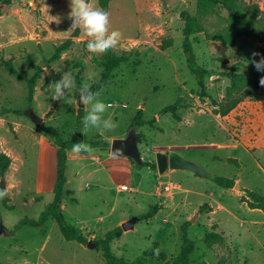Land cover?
I'll list each match as a JSON object with an SVG mask.
<instances>
[{"label":"rangeland","instance_id":"374dc122","mask_svg":"<svg viewBox=\"0 0 264 264\" xmlns=\"http://www.w3.org/2000/svg\"><path fill=\"white\" fill-rule=\"evenodd\" d=\"M3 2L0 60H12L24 78H30L37 67L42 71L34 82L30 114L24 115L28 110L26 84L0 66V114L4 109L23 111L21 116L0 115V153L11 160L0 174V182L4 179L0 264H105L102 245L94 241L105 239L108 232L113 235L112 254L128 264H170L179 253L182 229L194 243L191 264H264V211L250 209L242 201L245 190L264 195V87L226 116L214 114L218 108L214 102L223 100L230 83L227 73L254 69L264 78V72L251 63L260 59L253 54L264 51V39L240 37L226 45L207 40L204 32L190 36L194 63L204 71L202 94L183 53L180 17L181 13L197 16L200 0H113L108 6L111 27L121 33L116 47L91 49L87 44L91 34L77 28L72 46L56 61H51L55 48L74 31L67 32L70 0ZM244 2L257 5L264 13V0ZM227 16V10L215 5L199 22L204 31L213 32L225 26ZM168 41L171 46L162 50ZM108 50L131 55L111 72L107 86L99 92L107 105L105 118L117 127L85 131L89 110L85 101L82 137L109 144L122 139L141 110L142 120H155L154 128H135L140 135L141 161L154 169L137 167L128 158L75 150L66 164L65 190L72 194L63 202L62 214L69 225L81 230L87 245L64 241L52 219L40 228L17 227L23 220H36L53 199L54 146L49 136L37 132L30 117L41 118L42 124L54 127L65 141L76 139L77 94L85 81L94 84L100 79L103 70L91 59ZM66 72L74 77V85L65 100H53L51 84ZM178 99L191 105L179 112L180 121L160 114ZM168 151L195 162L214 177L234 179L236 187L222 189L187 171L169 170L160 175L155 154ZM125 185L130 191L120 190ZM154 206L159 209L153 217L122 231V223Z\"/></svg>","mask_w":264,"mask_h":264},{"label":"trees","instance_id":"16d2710c","mask_svg":"<svg viewBox=\"0 0 264 264\" xmlns=\"http://www.w3.org/2000/svg\"><path fill=\"white\" fill-rule=\"evenodd\" d=\"M5 5H8L9 0H3ZM113 0H99V3L105 7L109 6V3ZM215 5H220L225 10L228 11V16L225 19V26L217 29L213 32L204 31L199 18L206 16L212 12V8ZM197 16H189L186 13H181L180 17L184 22L182 35H183V44L182 49L184 55L187 57V64L190 72L196 76L198 86L204 94V83L203 75L204 71L198 68L194 59L191 55L192 47L190 42V36L196 33H205V38L210 41L220 42L223 44H232L237 38L240 37H252L258 39H264V13L259 10L257 5H249L244 2V0H200L197 5ZM77 29H74L70 38L66 39L54 50V53L51 57V61H56L59 59L60 55L67 51L73 44L72 38L77 37ZM194 41H197L196 39ZM171 41H168L165 46H161L162 50L167 49L171 46ZM261 55H264V51L260 52ZM131 55L127 53H122L120 55L115 54L114 52L108 50L102 57H93L91 62L96 67L102 69V75L100 79L92 84V87L98 92L103 90L111 77V72L118 68L121 64L127 63L130 60ZM260 57V56H259ZM138 62V60H136ZM0 66L5 69V71L20 81H23L26 84V103L28 110L24 112L25 114H30L31 104L34 94V82L41 77V68L37 67V70L30 78H24L14 68L12 60H0ZM230 83L225 90V95L223 100L220 103L214 102L215 106H218L214 110V114L221 117L226 116L230 113L239 103L248 97L254 96L257 91L264 87L260 83L261 79L259 78L257 72L254 69H250L247 72H238L233 70L226 74ZM76 83L78 85V90H80V79L77 75ZM191 108V105L184 103L182 99H178L173 104L166 106L160 112V114H169L175 121H180L179 112L184 109ZM4 114H14L17 116L23 115V111H14L10 109H4ZM155 120L144 121L142 120V111L139 110L135 117L133 118L131 128H140L144 126H149L154 128ZM83 115L82 109L77 110L76 117V130L78 132V137L74 140L65 141L58 130L52 126H46L42 124L37 128V132L49 136L52 139V144L56 148V175L55 182L53 185L52 193L53 199L47 208L40 213L39 217L36 220H23L17 227L20 226H30L34 228H40L48 219H52L58 226L59 232L64 241H76L81 245H87L88 241L85 236L81 233V230L75 226L69 225L62 214V204L66 199L72 194L71 192L65 190L66 184V164H67V153L70 151H75L74 144L81 143L89 149H101L108 148L109 143L104 141H85L82 137L83 131ZM137 142H140V135L137 134ZM11 163L10 158L4 153H0V174H4L8 169ZM229 163L236 162L234 160H229ZM137 167H149L154 169V165L149 163L142 162L141 166ZM216 185L222 189H232L235 185L234 179H229L225 177L215 176L212 180ZM246 196L242 197V201L246 202L250 209H257L264 211V195H259L256 192L246 191ZM1 194V191H0ZM73 201L68 199V201ZM158 207L154 206L149 209V211L138 217V220H148L153 217L157 211ZM113 239L111 232H108L105 235V239L96 240L94 244L102 245V257L105 264H128L123 259L115 257L109 247V243ZM207 246H210L208 240H206ZM194 250V243L191 241L182 229V243L180 246L179 253L171 260L170 264H191L189 262V255ZM137 264H143L138 262ZM204 264V263H197Z\"/></svg>","mask_w":264,"mask_h":264},{"label":"clouds","instance_id":"9594fccd","mask_svg":"<svg viewBox=\"0 0 264 264\" xmlns=\"http://www.w3.org/2000/svg\"><path fill=\"white\" fill-rule=\"evenodd\" d=\"M71 26L67 32H72L77 28H84L91 38L87 40L88 47L94 50H107L116 47L121 33L112 30L111 9L99 3V0H70ZM260 56L259 60L253 59L255 69L264 72V55L254 53L253 56ZM249 62V61H248ZM260 83L264 85V78ZM74 85V77L70 73H64L59 80L53 82L51 98L53 100H65ZM83 102H88L89 110L85 114V131L113 130L117 124L111 118H105L107 111L106 103L99 98L100 93L92 87V82L85 81L81 92ZM76 151H91L81 143H75Z\"/></svg>","mask_w":264,"mask_h":264},{"label":"water","instance_id":"95a60500","mask_svg":"<svg viewBox=\"0 0 264 264\" xmlns=\"http://www.w3.org/2000/svg\"><path fill=\"white\" fill-rule=\"evenodd\" d=\"M77 107L78 109L84 108V102L82 94H77ZM31 122L38 128L42 124V119L37 116L30 117ZM91 151H81V153H95L99 152L100 155L110 154L111 156L118 158H128L132 160L136 165L141 166V156L138 149L137 135L135 133V128H131L127 135L122 139H114L111 141L108 148L101 149H90ZM70 153H76V151H70ZM155 161L158 173L165 174L167 170L173 171H187L193 175L203 178L213 180L214 176L206 172L195 162L181 157L174 151L169 152H157L155 154ZM236 187V184L233 188ZM4 189V179H1L0 190ZM138 221V217H132L126 222L121 224L122 231H129L134 228L135 223ZM193 221V220H192ZM1 228V223H0ZM91 244H88L90 247Z\"/></svg>","mask_w":264,"mask_h":264},{"label":"crops","instance_id":"0c3cea01","mask_svg":"<svg viewBox=\"0 0 264 264\" xmlns=\"http://www.w3.org/2000/svg\"><path fill=\"white\" fill-rule=\"evenodd\" d=\"M169 152V151H168ZM77 153V152H76ZM76 153H70L68 152L67 153V161H69V159H72L74 158L72 155L76 154ZM53 157H54V160H55V164H56V148L54 147L53 149ZM96 159H99V158H96ZM108 159V158H107ZM149 168V167H148ZM150 170V169H149ZM169 170H167L168 172ZM150 172L152 173L153 171L150 170ZM166 172V173H167ZM154 173V172H153ZM155 174V173H154ZM55 175H56V166L53 167V185H54V182H55ZM51 185V184H50Z\"/></svg>","mask_w":264,"mask_h":264},{"label":"built area","instance_id":"2783aa9c","mask_svg":"<svg viewBox=\"0 0 264 264\" xmlns=\"http://www.w3.org/2000/svg\"><path fill=\"white\" fill-rule=\"evenodd\" d=\"M120 190L130 191V188L125 185V186H120Z\"/></svg>","mask_w":264,"mask_h":264}]
</instances>
